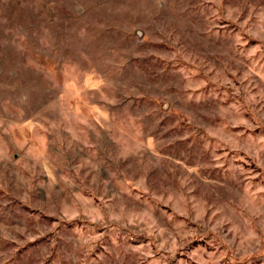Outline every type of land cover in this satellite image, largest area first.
Returning <instances> with one entry per match:
<instances>
[{
	"label": "rangeland",
	"instance_id": "1",
	"mask_svg": "<svg viewBox=\"0 0 264 264\" xmlns=\"http://www.w3.org/2000/svg\"><path fill=\"white\" fill-rule=\"evenodd\" d=\"M0 264H264V0H0Z\"/></svg>",
	"mask_w": 264,
	"mask_h": 264
}]
</instances>
